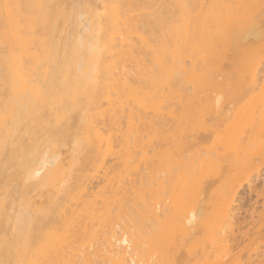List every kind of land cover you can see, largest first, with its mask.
<instances>
[{
    "label": "bare ground",
    "instance_id": "obj_1",
    "mask_svg": "<svg viewBox=\"0 0 264 264\" xmlns=\"http://www.w3.org/2000/svg\"><path fill=\"white\" fill-rule=\"evenodd\" d=\"M262 57L264 0H0V264H264Z\"/></svg>",
    "mask_w": 264,
    "mask_h": 264
},
{
    "label": "rangeland",
    "instance_id": "obj_2",
    "mask_svg": "<svg viewBox=\"0 0 264 264\" xmlns=\"http://www.w3.org/2000/svg\"><path fill=\"white\" fill-rule=\"evenodd\" d=\"M263 63H264V57H262V59H261L262 66H264ZM256 92H259V89H257ZM224 97H229L228 99L231 101L232 106H233V104H234V106L235 105H241L244 102V101H242V103L236 102V100H234V98H232L228 95L227 96L224 95L223 98H221V99L224 100ZM230 101H229V103H230ZM247 104H248V102H247ZM258 108H259V106H258ZM251 156L254 157L252 160V163H253L252 166L253 167L251 170V177H250L251 182H253V184L248 183L246 179H244L242 181L243 185L239 189L238 198H237V202H236L237 203L236 206L238 209L237 213L241 212L243 214V216L246 215L245 211H253L254 209H255L257 215L264 213V157H263V154L259 150L252 151ZM235 172L236 171L234 169L228 168V170L226 172H223V174L220 176L221 180L218 181L212 188L215 189V188L221 187L222 185H224L225 180H235L236 179ZM257 183L259 184L258 188H260V187L263 188L262 194L260 196L256 195L257 194L256 191L258 188H256L255 185ZM251 186L253 189L250 188ZM252 190H254L255 192ZM256 201H257V203L254 205V203ZM247 219H251V217L247 216ZM257 219H258V225L261 222H264L263 218L260 219L257 216ZM263 240L264 239H262V241L261 240H259V241H261V243H264ZM256 242L258 243V241H256ZM246 254H244V255H246Z\"/></svg>",
    "mask_w": 264,
    "mask_h": 264
}]
</instances>
